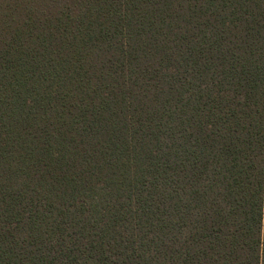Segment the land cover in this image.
<instances>
[{
  "label": "trees",
  "instance_id": "obj_1",
  "mask_svg": "<svg viewBox=\"0 0 264 264\" xmlns=\"http://www.w3.org/2000/svg\"><path fill=\"white\" fill-rule=\"evenodd\" d=\"M0 264H264V0H0Z\"/></svg>",
  "mask_w": 264,
  "mask_h": 264
}]
</instances>
